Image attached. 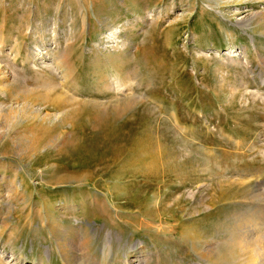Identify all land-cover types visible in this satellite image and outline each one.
I'll use <instances>...</instances> for the list:
<instances>
[{"label":"rangeland","instance_id":"rangeland-1","mask_svg":"<svg viewBox=\"0 0 264 264\" xmlns=\"http://www.w3.org/2000/svg\"><path fill=\"white\" fill-rule=\"evenodd\" d=\"M248 260L264 0H0V264Z\"/></svg>","mask_w":264,"mask_h":264},{"label":"bare ground","instance_id":"bare-ground-1","mask_svg":"<svg viewBox=\"0 0 264 264\" xmlns=\"http://www.w3.org/2000/svg\"><path fill=\"white\" fill-rule=\"evenodd\" d=\"M245 22H247V21H245ZM250 263H251V261L248 260V261H245V262H243V263H237V264H250Z\"/></svg>","mask_w":264,"mask_h":264}]
</instances>
